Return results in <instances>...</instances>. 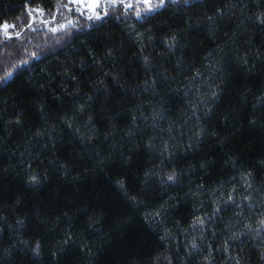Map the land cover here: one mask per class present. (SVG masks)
I'll list each match as a JSON object with an SVG mask.
<instances>
[{
	"label": "trees",
	"instance_id": "trees-1",
	"mask_svg": "<svg viewBox=\"0 0 264 264\" xmlns=\"http://www.w3.org/2000/svg\"><path fill=\"white\" fill-rule=\"evenodd\" d=\"M136 11L0 0V264H264V0Z\"/></svg>",
	"mask_w": 264,
	"mask_h": 264
},
{
	"label": "snow or ice",
	"instance_id": "snow-or-ice-1",
	"mask_svg": "<svg viewBox=\"0 0 264 264\" xmlns=\"http://www.w3.org/2000/svg\"><path fill=\"white\" fill-rule=\"evenodd\" d=\"M82 0H70V3H81ZM100 2L101 0H90V2L88 3L87 7L90 11L93 12V16L88 17V19L91 21L92 19H96L99 20L101 17V12L99 9L100 6ZM104 2L106 4L110 3L113 7L119 5L124 7L125 9L131 8L133 6L131 0H104ZM166 3V0H155V2H153V0H136V4H137V11H136V16L140 17L142 15L141 11L139 10V5H143V8L145 9V11L151 12L154 11L155 9H158L160 7H162L164 4ZM173 3H175V0H173ZM67 6V5H66ZM37 11H40L39 9H37ZM219 11V9H218ZM104 15H107V12H104ZM264 15V14H262ZM257 19H261V16H258ZM46 23V22H45ZM66 24L68 26H71L73 28L77 27L78 25L73 23V21L71 19H69L68 21H66ZM65 24L61 23L59 25H57L56 27H52L51 31L52 32H56L59 29H64L65 28ZM12 27V25H9L7 22H4L2 24H0V30H6L7 28ZM5 34L7 35V32L5 31ZM16 35H19V33H16ZM139 35V34H138ZM172 41L174 43L175 41V36L173 35L172 37H167L165 38V43L168 45V47H172L173 43H169V41ZM33 56L37 55V53H32ZM145 62H147V57L144 58ZM23 63H27V60L23 61ZM7 75V73L5 74ZM107 75V74H106ZM72 79H75V77H72ZM113 79H115V76H113ZM211 96L215 97L216 96V92L212 91L211 92ZM18 122V121H17ZM71 126V125H69ZM39 134V133H37ZM175 171L168 173L166 175V180L169 182H174L175 181ZM29 179L33 182L36 181V177L33 175L31 177H29ZM120 183L121 186L122 183L121 182H117ZM245 183H247V181H245ZM131 199H135V197H131ZM227 200L229 201H233L234 200V193H229L227 196ZM243 200H249V196H244ZM215 204V201H214ZM239 207V206H238ZM154 216H159V212H155L153 213ZM194 222L203 225L204 221L202 219H200L199 217H195L194 218ZM19 223V222H18ZM259 225H264V215H262L261 219L259 220ZM71 239V237L69 236L67 239H65L64 243L67 244L69 242V240ZM163 239V237H162ZM189 243L191 244L192 248H196L197 244L195 242V240L189 241ZM39 241H37L36 245L32 248V252L36 255H39ZM187 247V246H186ZM224 251H228L227 245H225ZM53 255H55V252L53 253ZM205 261H209L210 257L206 256L204 257ZM237 264H239V261H237Z\"/></svg>",
	"mask_w": 264,
	"mask_h": 264
},
{
	"label": "rangeland",
	"instance_id": "rangeland-1",
	"mask_svg": "<svg viewBox=\"0 0 264 264\" xmlns=\"http://www.w3.org/2000/svg\"><path fill=\"white\" fill-rule=\"evenodd\" d=\"M69 2V4H71L73 6L74 12L78 15H93V12L90 11L87 7L88 3L90 2V0H82L81 3L77 4V3H70V0H67ZM133 6L131 8H128L127 10L133 9V10H137V4H136V0H131ZM153 2H155V0H153ZM108 6H111L110 3L106 4L104 2V0H101L100 2V12H102L103 10H105V8H107ZM139 10H141V12L143 13H147L148 11H145V9L143 8V5H139ZM59 29V28H58Z\"/></svg>",
	"mask_w": 264,
	"mask_h": 264
}]
</instances>
